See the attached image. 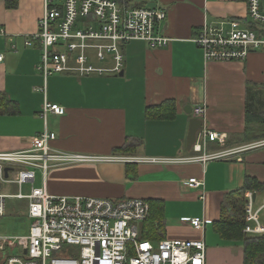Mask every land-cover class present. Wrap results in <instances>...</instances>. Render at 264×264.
<instances>
[{
  "label": "crops",
  "instance_id": "1",
  "mask_svg": "<svg viewBox=\"0 0 264 264\" xmlns=\"http://www.w3.org/2000/svg\"><path fill=\"white\" fill-rule=\"evenodd\" d=\"M122 1L130 7L164 10L167 17L159 27L171 39L169 45L152 48L144 41L130 42L122 76L54 74L46 81L38 70L39 43H25L38 32L44 0H18L13 8L0 0V26L6 30L0 35L4 56L0 152L31 147V139L46 128L41 116L45 101L65 108L63 115L47 118V128L56 134L51 147L60 151L129 158L193 157L264 139L262 124L247 119L252 85L264 98V51H254L242 61H206L194 42L205 23L247 17V0ZM167 101L174 104L173 118L148 116V107ZM201 105L206 107L205 116L198 117L202 128L227 133L224 146L208 141L201 150L188 149L190 121ZM38 170L39 187L52 194L161 202V228L146 239L203 240L207 264H245V242L221 237L215 223L229 211L230 199L240 194L245 202V229V207L250 200L259 207L264 198V187L247 188L249 179L264 183V147L206 162L98 161L55 166L46 175ZM191 178L203 184L192 188ZM3 185L10 186L0 182V193L13 194L3 191ZM195 217L206 221L203 229L183 222ZM261 221L264 224V213ZM139 226L143 235L144 222ZM244 229L245 238L264 236L249 235Z\"/></svg>",
  "mask_w": 264,
  "mask_h": 264
},
{
  "label": "built area",
  "instance_id": "2",
  "mask_svg": "<svg viewBox=\"0 0 264 264\" xmlns=\"http://www.w3.org/2000/svg\"><path fill=\"white\" fill-rule=\"evenodd\" d=\"M247 17L205 23L194 42L206 61H242L254 51H264V0H247ZM167 14L159 8L130 7L122 0H44L38 32L26 45L39 43L42 58L38 70L45 80L54 74L77 76L119 75L125 67V47L144 41L149 47H166L171 39L160 32ZM6 30L0 26V35ZM4 56L0 54V61ZM65 108L45 101L41 116L45 130L31 139L25 150L0 152V182L15 185L18 192L0 193V217L7 212L10 198L28 201L31 225L25 235L0 237V264H207L203 240L146 239L140 230L151 213L148 200H111L84 196L56 195L46 187H35L37 170L46 175L55 166L98 161H147L179 163L229 158L243 151L264 147V139L241 147L193 157L129 158L98 156L55 150L56 134L47 128L49 114L63 115ZM204 105L193 115L203 118ZM227 133L201 128L194 148L201 150L208 141L221 146ZM10 168L8 176L5 169ZM203 182L191 178L188 185ZM31 185L24 193L23 187ZM249 235H264L259 207L249 201L245 207ZM196 229H203V218H184Z\"/></svg>",
  "mask_w": 264,
  "mask_h": 264
},
{
  "label": "trees",
  "instance_id": "3",
  "mask_svg": "<svg viewBox=\"0 0 264 264\" xmlns=\"http://www.w3.org/2000/svg\"><path fill=\"white\" fill-rule=\"evenodd\" d=\"M17 3L18 0H7L9 8L16 7ZM258 94L261 93L255 90L254 85H252L248 91L247 119L250 123H261L263 126L262 136H264V98L259 97ZM260 102L262 105H260ZM174 108V104L171 101H167L158 106L148 107L147 112L149 117L173 118L175 116ZM251 187L261 188L264 187V183H260L255 179H249L247 188ZM149 202L151 204V213L149 218L144 222V238H151L158 232L164 219L162 203ZM244 203V198L240 194L231 198L229 201V211L215 223V229L225 239L243 240L245 242V264H264V236L259 238V240H253L245 238L243 234L245 225Z\"/></svg>",
  "mask_w": 264,
  "mask_h": 264
},
{
  "label": "rangeland",
  "instance_id": "4",
  "mask_svg": "<svg viewBox=\"0 0 264 264\" xmlns=\"http://www.w3.org/2000/svg\"><path fill=\"white\" fill-rule=\"evenodd\" d=\"M41 172L37 171V178L35 186H41L42 184ZM3 191L7 193L18 192V188L14 186L3 185ZM24 193L30 191V186L25 185L23 187ZM31 225V220L27 216V201L23 199L10 198L8 199V213L5 216L0 217V237L2 236H20L25 235ZM263 236L250 237L253 240H259Z\"/></svg>",
  "mask_w": 264,
  "mask_h": 264
},
{
  "label": "water",
  "instance_id": "5",
  "mask_svg": "<svg viewBox=\"0 0 264 264\" xmlns=\"http://www.w3.org/2000/svg\"><path fill=\"white\" fill-rule=\"evenodd\" d=\"M124 74V72L122 71L119 75L122 76ZM203 127V120L197 117H193L190 121V128H189V134H188V139H187V147L189 150H191L194 145L197 142V138H198V133L201 130V128ZM10 168H6L5 172H6V176H8V172H9Z\"/></svg>",
  "mask_w": 264,
  "mask_h": 264
}]
</instances>
